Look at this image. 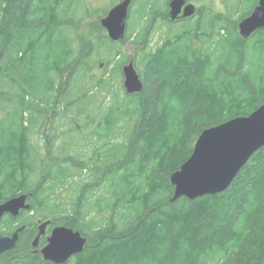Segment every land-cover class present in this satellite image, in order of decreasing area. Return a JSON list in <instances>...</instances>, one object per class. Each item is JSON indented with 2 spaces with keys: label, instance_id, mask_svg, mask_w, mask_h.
Instances as JSON below:
<instances>
[{
  "label": "trees",
  "instance_id": "trees-1",
  "mask_svg": "<svg viewBox=\"0 0 264 264\" xmlns=\"http://www.w3.org/2000/svg\"><path fill=\"white\" fill-rule=\"evenodd\" d=\"M169 1L134 0L142 25L133 35L131 14L116 42L84 0H0V203L31 204L2 220L27 229L0 264H55L32 251L49 219L88 238L64 264H264V147L224 192L173 201L171 180L204 129L264 102V29L239 31L258 0L206 1L179 23ZM156 21L168 29L152 46Z\"/></svg>",
  "mask_w": 264,
  "mask_h": 264
},
{
  "label": "water",
  "instance_id": "water-1",
  "mask_svg": "<svg viewBox=\"0 0 264 264\" xmlns=\"http://www.w3.org/2000/svg\"><path fill=\"white\" fill-rule=\"evenodd\" d=\"M132 3L133 0H120L101 18V23L111 40L117 42L125 39ZM196 11V5L187 3V0L170 2L172 20L191 17ZM262 28H264V0H258L253 11L239 22V31L242 37L249 38ZM122 71L126 92L133 94L142 91L143 79L133 58L123 65ZM262 147H264V102L247 115L232 117L202 131L191 156L171 175L175 186L172 200L176 201L181 197L193 200L200 196L226 191L243 166ZM30 208L28 194L14 196L0 203V222L6 214L18 217L23 210ZM51 223L49 219L39 224V233L33 241L36 252L40 251L45 260L64 264L75 254L84 251L88 238L79 230L66 225L53 226L47 244L39 250L40 239L46 234ZM25 227V225L19 227L12 235L0 234V255L16 247L20 233Z\"/></svg>",
  "mask_w": 264,
  "mask_h": 264
},
{
  "label": "rangeland",
  "instance_id": "rangeland-1",
  "mask_svg": "<svg viewBox=\"0 0 264 264\" xmlns=\"http://www.w3.org/2000/svg\"><path fill=\"white\" fill-rule=\"evenodd\" d=\"M119 1L120 0H84V2L90 6L89 7L90 13L92 14L91 15L92 17H90L91 20L97 17V13L95 12L97 9L109 10L113 5L117 4ZM191 1L196 3L197 5L200 3H207V2L209 3L210 2V0H191ZM214 1L217 2L219 7H222L221 6V0H214ZM222 8H219V9H222ZM137 10H138V6H137V4H135V2L133 0V3L131 5V9H130L129 22L131 20V14H132V22H131L132 24L130 23L131 24L130 26L132 27V31L134 33L133 35H135V36L137 35V32L142 25L141 20H137ZM174 26H176V25H174ZM167 29H168V26L162 22L156 21L153 24L151 30L149 31V35H148V38L152 39V46H155V45L161 43L162 40H164L163 36L165 35ZM132 39L129 42H127L126 44H124V46H122V48H121L124 51V53L129 57V60L131 58L134 59V56L136 53L135 52V46L132 42ZM112 67H113V64L109 67V71H111ZM103 70H104V66L101 67V69H98L97 71L99 72V74H101L103 72ZM121 80L123 82L124 78L122 77Z\"/></svg>",
  "mask_w": 264,
  "mask_h": 264
},
{
  "label": "flooded vegetation",
  "instance_id": "flooded-vegetation-1",
  "mask_svg": "<svg viewBox=\"0 0 264 264\" xmlns=\"http://www.w3.org/2000/svg\"><path fill=\"white\" fill-rule=\"evenodd\" d=\"M170 2H171V0L169 1V4H168V20L171 22H175V23H179V22H181L182 20H184V19H187V18H183V17H180V18H178V19H176V20H172L171 19V16H170ZM187 3H193V4H195L196 5V7L198 8V5L196 4V3H194V2H192L191 0H187ZM29 203V202H28ZM22 213V212H21ZM7 216H10V217H14V216H11L10 214H6L3 218H2V220L5 218V217H7ZM20 216V215H19ZM2 220H1V222H2ZM1 222H0V225H1ZM44 222V221H43ZM42 222H40V223H38V226H37V231H35L34 233L32 232V235H34V237H33V241L35 240V238H36V236L38 235V233H39V224H41ZM26 227H25V230L27 229V225L26 224H24ZM23 226V225H22ZM21 227V226H20ZM19 228V227H18ZM17 228V229H18ZM16 229V230H17ZM15 230V231H16ZM24 230V231H25ZM14 231V232H15ZM23 231V232H24ZM13 232V233H14ZM22 232V233H23ZM51 232H52V228H50V225L48 226V228H47V231H46V234L45 235H43L42 237H41V239H40V243H39V246H38V249L39 250H41L47 243H45L43 246H41V242H42V240H43V238L45 237L47 240H48V237H49V235L51 234ZM13 233H10L9 235H12ZM22 233H20V235L22 234ZM0 234H3L2 232H1V229H0ZM3 235H6V234H3ZM8 235V234H7ZM19 240H20V238H19ZM32 246H33V242H32ZM32 251H33V253H35V254H41V252L40 251H38V252H36V249L33 247V249H32ZM2 255V254H1ZM0 255V256H1ZM42 255V254H41Z\"/></svg>",
  "mask_w": 264,
  "mask_h": 264
},
{
  "label": "bare ground",
  "instance_id": "bare-ground-1",
  "mask_svg": "<svg viewBox=\"0 0 264 264\" xmlns=\"http://www.w3.org/2000/svg\"><path fill=\"white\" fill-rule=\"evenodd\" d=\"M264 29V28H263ZM254 34V33H253ZM136 64V63H135ZM77 230V229H76Z\"/></svg>",
  "mask_w": 264,
  "mask_h": 264
}]
</instances>
